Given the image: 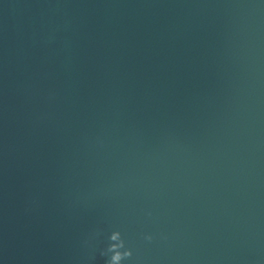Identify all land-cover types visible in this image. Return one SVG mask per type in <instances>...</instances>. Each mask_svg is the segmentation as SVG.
<instances>
[{
  "label": "water",
  "instance_id": "1",
  "mask_svg": "<svg viewBox=\"0 0 264 264\" xmlns=\"http://www.w3.org/2000/svg\"><path fill=\"white\" fill-rule=\"evenodd\" d=\"M0 264H264V0H0Z\"/></svg>",
  "mask_w": 264,
  "mask_h": 264
}]
</instances>
